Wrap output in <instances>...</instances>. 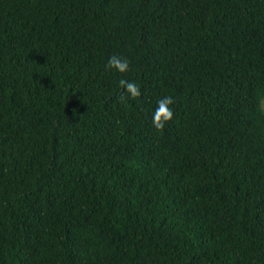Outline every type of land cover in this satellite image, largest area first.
<instances>
[{
	"label": "trees",
	"instance_id": "1",
	"mask_svg": "<svg viewBox=\"0 0 264 264\" xmlns=\"http://www.w3.org/2000/svg\"><path fill=\"white\" fill-rule=\"evenodd\" d=\"M263 99L264 0H0V264H264Z\"/></svg>",
	"mask_w": 264,
	"mask_h": 264
},
{
	"label": "clouds",
	"instance_id": "2",
	"mask_svg": "<svg viewBox=\"0 0 264 264\" xmlns=\"http://www.w3.org/2000/svg\"><path fill=\"white\" fill-rule=\"evenodd\" d=\"M130 70V61L121 57L118 54L111 55L105 65V71H115L120 74L127 73ZM119 88L121 90V96L118 98L123 100L125 98L137 99L141 96L140 86L134 82L129 81L124 78L119 80ZM175 103L173 97L166 96L157 101V106L153 111V116L151 120V125L157 131H162L165 126L170 122L174 117V112L171 107Z\"/></svg>",
	"mask_w": 264,
	"mask_h": 264
},
{
	"label": "rangeland",
	"instance_id": "3",
	"mask_svg": "<svg viewBox=\"0 0 264 264\" xmlns=\"http://www.w3.org/2000/svg\"><path fill=\"white\" fill-rule=\"evenodd\" d=\"M262 106H263V108H264V99H263V101H262Z\"/></svg>",
	"mask_w": 264,
	"mask_h": 264
}]
</instances>
